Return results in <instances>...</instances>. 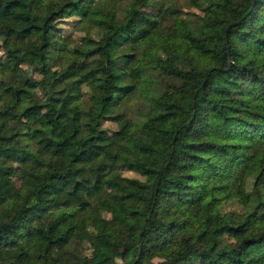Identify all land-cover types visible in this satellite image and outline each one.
I'll return each mask as SVG.
<instances>
[{
  "label": "trees",
  "instance_id": "trees-1",
  "mask_svg": "<svg viewBox=\"0 0 264 264\" xmlns=\"http://www.w3.org/2000/svg\"><path fill=\"white\" fill-rule=\"evenodd\" d=\"M195 4L162 37V0H0V264H264V0Z\"/></svg>",
  "mask_w": 264,
  "mask_h": 264
},
{
  "label": "rangeland",
  "instance_id": "rangeland-1",
  "mask_svg": "<svg viewBox=\"0 0 264 264\" xmlns=\"http://www.w3.org/2000/svg\"><path fill=\"white\" fill-rule=\"evenodd\" d=\"M164 3V6H173L175 9L173 12H170L166 19L162 20L161 22V30L160 34L162 37H167L173 34L175 27L177 26V22L175 21V16L181 17V18H193L196 19L198 16L203 14V10L198 7L195 4V0H162ZM158 4H160V1H158ZM147 11L150 14L153 15H159L161 14V8L156 6L152 8H148ZM75 16H70L61 19L60 21H57V28L56 32H59L65 39L71 38L73 43L80 42L81 36L84 34H91L92 36L96 37V29L92 27H87L83 24H80L79 20L74 19ZM193 24H197L198 22H191ZM1 48V47H0ZM138 50V48H137ZM136 47L135 46H129L127 48V52H135ZM2 51L0 50V53ZM85 64L84 61L80 62L78 64L79 68H81ZM146 78L151 82V84L154 85H160L163 88L166 86V81H170L171 78L169 76H166L164 74H161L157 69L148 67L146 70ZM87 91V87H84ZM147 98L144 96L142 91L140 89L135 92V94H131L130 96L126 97L124 101L119 104V108L123 111V117L126 120H128V123H135L139 122V120L142 118L143 114L147 111ZM80 103L79 101H75L72 103L73 106H78ZM40 114L43 117H47V114L45 111H41ZM119 120L114 119H106L103 122L104 127L108 128V132H111L114 129H117L119 124ZM69 134H73L74 131L72 128L69 129ZM122 174L128 175V176H138L141 177L138 173L123 169L121 170ZM10 176L15 181L17 185H20L23 182H29L32 178L25 177L22 174L21 168L18 163H14L11 170H10ZM224 208L226 210L229 209H235L239 210L240 206L238 203L231 201L224 204ZM187 214L189 215V226L182 231V234L186 237L195 238L197 233L202 229V224L196 219L194 210H187ZM112 226H109L108 231L111 238H115L114 233L112 232ZM160 258L154 257L150 263L146 264H159Z\"/></svg>",
  "mask_w": 264,
  "mask_h": 264
}]
</instances>
